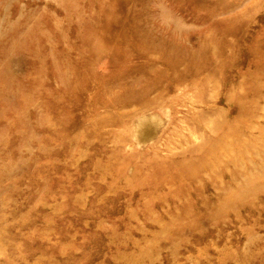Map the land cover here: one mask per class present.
<instances>
[{
  "label": "rangeland",
  "instance_id": "1",
  "mask_svg": "<svg viewBox=\"0 0 264 264\" xmlns=\"http://www.w3.org/2000/svg\"><path fill=\"white\" fill-rule=\"evenodd\" d=\"M0 264H264V0H0Z\"/></svg>",
  "mask_w": 264,
  "mask_h": 264
},
{
  "label": "bare ground",
  "instance_id": "2",
  "mask_svg": "<svg viewBox=\"0 0 264 264\" xmlns=\"http://www.w3.org/2000/svg\"><path fill=\"white\" fill-rule=\"evenodd\" d=\"M174 50H175V49H174ZM176 51H177V49H176ZM176 51H175L174 53H177ZM178 55H180V54H178ZM149 87H152V86H149ZM153 88H154V87H153ZM150 89H151V88H150ZM149 92H150V91H149ZM147 93H148V92H147ZM140 95H141V94H140ZM140 95H139V96H140ZM136 97H137V96H136ZM136 99H137V98H136ZM154 115H156V114H152L150 117H147V118H153ZM160 118H161V117H160ZM144 119L146 120V118H144ZM142 120H143V119H142ZM148 121L150 122L149 119H148ZM152 121H153V120H152ZM149 122L145 121L144 123H146V125H147V123H149ZM151 124H152V123H151ZM153 124L156 125V124H158V122L155 121V122H153ZM155 125H154V130H155ZM149 126H150V128H151L152 125H149V124H148V127H149ZM144 127H146V126H144ZM156 127H158V125H156ZM146 128H147V127H146ZM144 130H145V128H144ZM138 133H139L140 135H143L144 132H142V131L139 130ZM148 136L150 137V134H148Z\"/></svg>",
  "mask_w": 264,
  "mask_h": 264
}]
</instances>
